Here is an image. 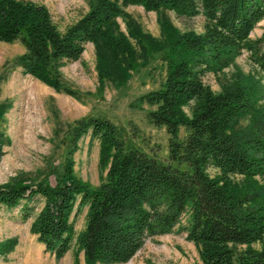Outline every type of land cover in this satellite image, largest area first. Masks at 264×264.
Segmentation results:
<instances>
[{
  "label": "trees",
  "instance_id": "obj_1",
  "mask_svg": "<svg viewBox=\"0 0 264 264\" xmlns=\"http://www.w3.org/2000/svg\"><path fill=\"white\" fill-rule=\"evenodd\" d=\"M89 2V11L61 32L46 6L0 0V42L21 40L26 51L18 63L56 89L61 88L59 67L80 59L92 42L99 80L124 86L131 69L140 66L134 46L118 31L116 18L125 6L202 14L203 33H183L166 16L160 18L166 33L162 40L131 30L147 56L162 50L167 61L164 84L140 99L155 107L149 121L169 134V159L127 147L113 122L90 117L78 129L90 128L100 140L106 180L92 187L72 172L70 163L54 184L26 179L1 184L0 205L14 208L25 201L27 219L28 203L42 201L31 229L57 258L71 248L74 210L88 206L78 236L86 264L127 262L147 238L172 231L184 215L187 238L198 247L202 264H264V90L253 77L235 79L219 93L204 82L207 72L222 70L244 48L264 72V34L251 38L264 19V0ZM182 126L188 131L183 140ZM2 154L0 148V159ZM13 245L9 240L5 246L10 250Z\"/></svg>",
  "mask_w": 264,
  "mask_h": 264
},
{
  "label": "rangeland",
  "instance_id": "obj_2",
  "mask_svg": "<svg viewBox=\"0 0 264 264\" xmlns=\"http://www.w3.org/2000/svg\"><path fill=\"white\" fill-rule=\"evenodd\" d=\"M28 1L46 6L61 32L90 9L89 0ZM162 14L131 4L116 18L118 31L128 37L140 63L137 69H131V77L124 86L99 80L97 48L92 42L85 45L80 59L59 67L60 89L24 71L18 63V58L26 51L21 40L0 42V148L3 152L0 185L18 179L54 184L56 175L71 163L77 177L92 187L99 186L106 180L107 171L100 165V140L93 137L90 128L78 129L81 122L90 117H105L113 122L127 147L168 161L169 134L164 126L158 127L149 121L148 112L155 107L140 99L164 84L167 61L162 50H151L147 56L143 44L131 36V30L159 41L166 37L162 16L183 33H203L205 18L202 14L179 15L173 10ZM263 34L264 19L252 31L251 38L257 39ZM145 58L147 62L142 65ZM252 77L264 90V72L244 48L222 70L207 72L204 82L219 93L235 79ZM260 103L264 108V96ZM185 110L190 114L188 107ZM187 135L188 131L182 126L179 138L183 140ZM24 203L21 201L14 208L0 205V264H75L77 258L80 264H86L78 236L86 226L88 206L78 213L74 210L75 234L71 248L57 258L31 229L43 202L28 203L31 213L27 219L22 215ZM187 225L188 215H184L172 231L147 238L132 259L118 264H202L198 247L187 238ZM9 240H13L14 245L7 250L5 245Z\"/></svg>",
  "mask_w": 264,
  "mask_h": 264
}]
</instances>
